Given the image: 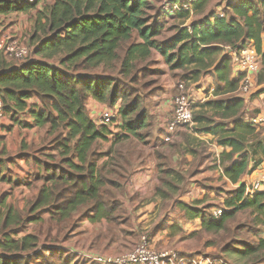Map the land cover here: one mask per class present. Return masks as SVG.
I'll return each mask as SVG.
<instances>
[{
    "label": "trees",
    "instance_id": "16d2710c",
    "mask_svg": "<svg viewBox=\"0 0 264 264\" xmlns=\"http://www.w3.org/2000/svg\"><path fill=\"white\" fill-rule=\"evenodd\" d=\"M209 1L192 0L188 9L179 5V9L171 12L185 20L195 12L204 11ZM6 3L0 2V15L16 8ZM170 3L180 4L177 0ZM149 4V0H53L38 11L34 20L37 43L27 59L9 64V60L0 55V98L4 111L12 120L28 111L35 126H47L48 134H55L54 140L60 141L57 146L68 166L58 173L56 166L49 170L43 164L49 174L30 206V212L41 209L52 213L50 217L56 227L50 226L44 234L42 229L37 233L26 231L25 224L30 223V218L21 219L12 206H8L4 214L0 213L4 227L17 225L0 238V264H30L34 257H43L46 252L52 256L55 248L60 252V244L70 231L66 223L81 205L91 203L88 204L90 211L96 210L99 215L116 221L109 216L118 202L112 195L104 196L108 192L105 185L112 184L123 191L127 177L109 178L105 169L107 163L99 166L98 159L93 158V146L98 139H107L108 133L115 139H120L121 134L141 137L138 130L150 114L135 98L116 107V102L125 97L110 73L116 70L118 75L128 76L152 50L159 52L171 67L185 69L182 77L190 81H196L203 72L215 73L218 84L213 95L217 97L201 102L198 110L193 109L192 120L203 131L216 136L219 145L229 148L222 152L223 159L229 161L223 174L234 183L249 170L251 160L255 159L253 167L262 161L264 135L259 125L250 121L251 117H245L244 98L237 94L241 76L231 77V56L229 52L221 53L226 46L241 48L251 43L261 58L258 84L264 81V0L230 3L231 17L215 11L207 22H191L188 26L182 23L162 44L155 39L159 28L148 25ZM135 33L137 40H133ZM98 70L104 74H97ZM90 96L109 104L108 108H116L114 119L120 117V122L112 119L109 124H101L93 120L86 111V100ZM32 98L38 104L29 103ZM114 124L119 132L112 128ZM73 157L77 163L72 161ZM68 191L70 196L63 199ZM245 191L246 184H240L224 203L230 208L251 207L258 213L257 222L264 226V192L248 197ZM198 212L199 209L186 205L189 217L198 216ZM208 213L203 210L201 225L204 231L211 232L223 229L230 215L224 213L211 219ZM54 228L56 233L53 234ZM17 230L23 234L18 236ZM230 253L264 264V236ZM71 262L70 256L60 255L57 264Z\"/></svg>",
    "mask_w": 264,
    "mask_h": 264
},
{
    "label": "rangeland",
    "instance_id": "374dc122",
    "mask_svg": "<svg viewBox=\"0 0 264 264\" xmlns=\"http://www.w3.org/2000/svg\"><path fill=\"white\" fill-rule=\"evenodd\" d=\"M6 1L7 5L15 6L16 8L0 15V35L7 34L16 38L18 46L22 45L26 47L30 55L31 51L33 50V46L37 43V39L34 38V20L38 14V11L42 10L44 6L50 4L53 0H0L1 3ZM170 1L171 0H149L150 4L149 9L147 10L149 19L148 25L159 28L160 32L155 37V39L160 44H162L165 40L170 39L171 36L176 32L178 26H180L183 22H187L188 25L191 22L197 24L207 22L208 17L211 16L215 11L224 13L227 15V17H231L233 13L231 12L228 5L232 2H236L237 0H210L204 11L195 12L191 15L189 20H182V18L173 16L174 12H171L172 7ZM182 1L185 2L187 0ZM168 12H170L171 15H168ZM133 40H137L136 33L134 34ZM227 48V46L224 47L221 54L227 55ZM160 58L162 59V65L159 62ZM7 60L6 61L9 64L14 61V59L8 58ZM163 60L164 58L159 52L152 50L151 55L144 61L139 62L137 68L134 69L128 76H120L117 74L116 70L113 73H110L115 76L116 83L119 85L121 91L124 92L125 97H121L116 102V107L123 106L125 101L131 102L135 98L139 99L141 105L145 107L146 111H148L147 109L153 105L155 98L158 100V96L162 95V91L165 90L167 86L166 82L169 81H171V84L174 85L172 88L171 97H173L178 92V83L180 82L183 83L187 92L190 88H193V85L195 87L204 86V96L208 95V91L212 92V90H209L211 87L218 84L216 75L213 71L203 72L196 81H190L182 77V75L186 72L185 69L173 68L170 64L166 63L165 60ZM97 72V74H104L101 73L100 70ZM209 75L212 76L214 84L210 83V80L212 79L209 77ZM237 76H242V72H238ZM259 77L260 71L252 76L253 85L251 91H253L250 92L249 97L250 100H258L263 104L264 107V96H259V94L256 92L259 87L264 88V81L258 84ZM189 95L190 97L192 96L190 91ZM203 97L195 99L192 96L191 99L194 102V111L198 110V105L205 101L202 100ZM160 101L161 100H159V102ZM99 105H103L104 107L109 106V104L103 102H99ZM194 111L192 113H194ZM256 115V113H252L251 111L247 117H254ZM19 118L17 119L19 120ZM97 118L98 117H95L96 121H98ZM9 120V114L4 111L3 117L0 118V126L2 121L6 122L7 125H10ZM114 121L120 122V117H117L116 120L114 119ZM161 121L162 117L158 118L157 115L155 116L154 114L149 115L144 126L140 127L138 130L141 137H132L126 135L123 136L124 134H121L120 139H115V137L110 136L108 133L107 139H98L94 144L93 158L98 159L99 166H103L104 163H107L105 165L107 173H105L109 178L125 175L127 177L126 182H128L131 172L135 167L141 166L144 160L149 156L155 157V159H159V162L162 163L164 167L162 170L165 171V173L162 172L163 174L159 175V178L160 176L162 177L163 184H165L164 186L166 187L167 183L174 186L172 187L174 189L165 188L160 192H164L165 194H168L169 197L173 198L188 193L189 189H186V186L191 178V172L195 169V167L198 166L196 162H193L187 167L186 170H182L184 159L186 158H184V155V157L181 156L182 149L176 144V139L174 138V140H172L174 133L172 134L169 141H163L160 129ZM194 126L199 125L193 121L191 126L187 125L182 127L183 129H178L179 131L177 130V134L181 135L189 146L190 137L189 135L183 134V130L185 129L191 131L192 129L195 131ZM112 128L119 132V127L117 128V125H112ZM42 129L43 128H38V130L34 129L33 131H26L22 126H20L18 130L19 134L14 135V131H6L9 133V135L5 134L3 138L0 139V157H5L12 160L16 157L17 161H19L21 158L28 156L19 154V152L25 148L29 152V158L31 160V164L23 163V165H25L27 168L25 170V178H22L20 174H17L15 171H13L11 168L14 166L13 164H10V166H4L3 172L0 175V213L4 214L6 212V208L8 206H12L19 212L21 219H31L29 224H25L27 226L25 228L26 231L37 233L39 229H42L44 234L45 230L50 228V226L55 225L56 227L54 219L51 217L48 219V215H46H51L52 213L50 214L47 211L41 209L37 212H30L31 202L36 197L35 191L41 184H43L44 179L49 174H46L47 171L44 169L43 164H45L49 170L53 166H56V172L58 173L62 171H60V169H66L68 166L64 163L65 156L62 154V150L59 149V146H57V142L60 141L54 140L55 134L48 136L42 134L39 135V139L37 141L34 140V132L42 133ZM4 130L2 127H0V132L4 133ZM22 134L26 135V137L30 140L27 139V141L24 137L20 139ZM11 141H13V143L15 142L14 145H16V149L6 150V143L9 142L10 144ZM172 152H174L173 154L178 153L180 155V159H174V155L171 154ZM160 153H162V157L160 156ZM72 161L77 163V160L74 157ZM38 163H40L42 167L37 169L36 164ZM30 170H32L31 176L28 175ZM197 171L199 172V167ZM214 175L216 179L219 178L217 174ZM197 176L198 178L202 177V175L199 173ZM21 179L26 180H24L25 184H21ZM219 179L214 182L213 188H209V191L214 192L213 203L207 204L202 208H204L206 211H209L211 207H224L222 214H230L225 222V227L216 232L204 231L203 229H200L194 235H192L190 239H188V248H190L191 251L179 252L188 256L190 259H198L199 261L207 262V264H261L260 262L252 263V258L250 257L241 258L234 253H230L233 249H241L245 245L255 243L259 237H263L264 226L257 222L259 219L258 213L251 207L234 208V206H232L230 208L226 206L224 202L233 195V192L226 189L225 187H222ZM119 180H122V178ZM57 183L58 181L55 182L56 186ZM105 188L108 190V192H106L104 195L106 197L112 195L113 198L117 199L120 195L124 194V189L122 191L120 188H115V186H112V184H106ZM58 189L61 188H57V190ZM220 192L224 193V196L220 195ZM69 196L70 191L66 193L63 199ZM219 197H223L221 204L218 203L221 200ZM88 204L81 205L74 213V219L72 216L66 223V226L70 225L71 229V227H73V222L75 226L77 218H79L81 215H84V212L89 213L91 206H88ZM43 212H46V214H42L40 217L37 216V213L40 215ZM118 213L120 214L115 216L116 221L110 222L112 224L111 226L116 232H114L112 235H116L119 232V228L121 227L124 229L123 231L126 232L130 226L129 220H127L126 209L121 208ZM37 217L42 219L44 222L41 223L42 220H39ZM35 219L38 220L34 222L33 220ZM16 227L17 225L4 227L3 216H0V238L4 232L9 233L11 229ZM78 229L79 226H77L74 231H77ZM17 232L18 236L23 234V231L17 230ZM95 233L101 235L104 233V231H96ZM41 238H43V235ZM226 248H228L229 251L225 252L224 250H226ZM60 255L65 257L70 256L71 259L73 258V260L79 264H89L91 259V257H87V255L74 257V253L72 255L71 253L69 254V251L61 249L55 258H50V256L46 254L43 257H34L30 264H47L49 262L55 264L59 260ZM189 264L194 263L190 262Z\"/></svg>",
    "mask_w": 264,
    "mask_h": 264
},
{
    "label": "crops",
    "instance_id": "0c3cea01",
    "mask_svg": "<svg viewBox=\"0 0 264 264\" xmlns=\"http://www.w3.org/2000/svg\"><path fill=\"white\" fill-rule=\"evenodd\" d=\"M177 1L183 2L182 0ZM190 17L191 15L187 19L189 20ZM183 25L188 26L187 22H183ZM159 62L162 65L161 58ZM235 69L236 68H231V77L234 78L238 75V72ZM209 77L212 79L210 80V83L214 84L212 76L209 75ZM166 85V89L162 91V95H156L159 99L157 100L155 98L153 105L148 109L150 115L154 114L155 116L157 115L158 118L162 117V120L171 108V92L174 87V85L171 84V81L166 82ZM214 87L215 85L209 89L212 90V92L208 91V95L206 96H204V86L195 87L193 85V88H190L188 91L191 92L195 99L204 96L202 100H207L217 97L213 95ZM256 92L259 96H264V88L259 87ZM159 100L161 101L159 102ZM29 103L38 104V101L35 98H32L29 100ZM102 106L103 105L100 106L99 102L91 96L86 100V111L93 120H95V117H98L101 111L106 108ZM244 111L245 117L249 116V112L251 111L257 115L264 116L263 104L256 99L250 100V97L244 100ZM4 121L1 122L0 127H2L3 130H6H4V133L0 132V139H2L5 134L9 135L6 131H14V135L19 134L18 130L20 126L26 131L43 128L42 133L34 132L33 138L36 141L39 139V135H49L47 127L44 128L34 125L32 114L28 111L22 112L19 120H17V118L13 120L10 118V125H7ZM263 126L264 122L259 124V128L264 135ZM194 128L195 131L191 128V131L183 130V134L189 135L190 137V146L181 135L177 134L178 131L183 128L176 131L172 137V140L175 138L177 141L176 144L182 149L181 156L184 155L185 157H183L186 158L184 159L182 170H186L193 162H196L199 167V172L197 171L198 167H195L191 172V178L186 186V189H189L187 194L171 198L168 194L160 192L162 189L172 188L174 186L169 183L166 184V187L164 186L165 184H163L162 177L160 176L161 180L159 178V175L162 174V168L164 167L162 163L159 162V159L149 156L144 160L141 166H137L132 170L128 182L124 185V194L116 199L118 205L114 208V212L109 216L112 219L116 218L115 216L120 214L118 211L121 210V208H125L127 211V220H129L130 223L129 229L124 232V229L121 227L116 235H112L115 230L110 222L113 220H109L106 216L99 215V212H96V210L89 211V213L84 212V215H81L76 219L75 226L73 222V227H71L67 239L60 244V250H67L69 251V254L72 252L75 254L74 257H79L81 255L92 256L93 254L103 256H107V254L115 255L116 253H123L126 250H129L138 241L140 233L146 232L150 237L152 246L156 249H176L182 252L191 251V249L188 248L187 242L192 235L202 229V220L200 217L203 210H205L202 207L213 203L214 192L209 191V188H213L214 182L220 178L219 182L222 187H225L234 194L240 184L244 183L248 185L250 181L259 175L264 166V157H262L260 164L255 167H253L255 161V159H253L249 163V170L242 174L237 182H231L223 174V169L229 164V161L223 159L222 152L224 150L228 151L229 148H224L222 145H219L216 136L213 134L203 131L198 126H194ZM23 137L25 140H30L23 134L20 139ZM14 143L13 141H11L10 144L9 142L6 143V150L16 149ZM173 153L174 152L171 154ZM19 154L28 156L21 158L19 161H17L16 157L13 160L0 157V175L3 172L5 165L10 166V164H13L14 166L11 167L13 171L20 174L22 178L26 177L25 170L27 168L23 163L31 164L29 158L30 155L25 148H23ZM173 155L174 159H180L178 153ZM160 156L162 157V153H160ZM257 158L258 157H256V159ZM39 167H42L41 164H36V168L38 169ZM198 173L202 175L201 178H198ZM214 174H217L219 178L216 179ZM28 175H32V170L29 171ZM24 180L25 179H21L22 185L25 184ZM41 186L42 184L35 191L36 197L32 200L31 204L37 199ZM220 193V195L224 196V193ZM219 198H221V200L218 203L221 204L223 197ZM186 205H191L199 209L198 216L189 217L188 214H186ZM100 212L103 211L101 210ZM42 214H46V212H43L40 215L37 213V216L40 217ZM46 215H48L49 219L50 215ZM72 216L74 219L75 215L73 214ZM77 226H79V229L74 231ZM96 231H104V233L100 235L96 234ZM52 233H56L55 228L52 229ZM58 251L59 250L55 248L50 258H55V256L59 254ZM46 254L50 255L47 252ZM71 260L72 262L70 264H79L74 261L73 258ZM57 263H59V260L55 264ZM89 264L99 263H92L90 261Z\"/></svg>",
    "mask_w": 264,
    "mask_h": 264
},
{
    "label": "built area",
    "instance_id": "2783aa9c",
    "mask_svg": "<svg viewBox=\"0 0 264 264\" xmlns=\"http://www.w3.org/2000/svg\"><path fill=\"white\" fill-rule=\"evenodd\" d=\"M32 1V0H28ZM190 1L171 3V11L182 8L188 9ZM223 14V13H222ZM229 55L232 59L233 67L237 72H242L239 81L238 95L246 100L250 96L253 79L252 76L260 71L261 58L254 45L247 43L241 48L228 47ZM0 55L8 59H14L16 62L25 61L29 51L24 46H18L17 39L7 34L0 35ZM189 91L184 88L183 83H178V92L172 97L171 108L168 114L161 121L160 129L163 141H169L172 134L178 129L192 125L193 101ZM4 114V102L0 98V118ZM117 116L116 108H105L98 117V123L109 124ZM253 124L259 125L264 122V116L256 115L250 118ZM264 192V166L259 173L248 185H246L245 195L253 196L256 192ZM224 211V207L215 206L210 208L207 214L208 218L216 219ZM91 259L99 264H207V262L198 259H190L174 249L159 250L152 246L148 233L142 232L138 241L127 251L116 255H96L93 254Z\"/></svg>",
    "mask_w": 264,
    "mask_h": 264
}]
</instances>
